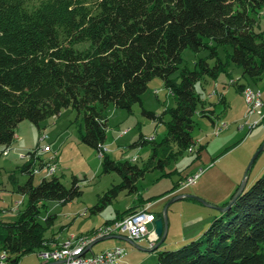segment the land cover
I'll return each instance as SVG.
<instances>
[{
    "label": "trees",
    "instance_id": "1",
    "mask_svg": "<svg viewBox=\"0 0 264 264\" xmlns=\"http://www.w3.org/2000/svg\"><path fill=\"white\" fill-rule=\"evenodd\" d=\"M263 9L264 0H0V146L11 147L21 122L39 126L74 109L83 114L81 139L101 154L103 172L122 179L101 198L102 206L123 191L137 194L146 173L164 170L193 150V118L200 103L195 84L227 73L229 63L218 58L220 47L232 48L229 61L243 77L264 79V36L256 31ZM187 48L209 49L217 64L211 68L199 61L200 71L184 70L180 81L172 80ZM155 78L163 80L176 103L169 110L167 137L154 146L145 168L118 163L104 154L107 110L114 106L132 112L134 105L143 106L142 96ZM143 114L159 120L144 109ZM150 142L141 136L134 146ZM28 155L31 161L23 172L29 179L20 189L27 207L16 222H0V255L5 252L10 264L49 247L38 220L41 205L67 204L83 195L77 178L70 188L57 178L35 185L37 155ZM141 207L146 204L106 224ZM55 218H47L48 227ZM158 249L155 264H264V174L201 238L178 250Z\"/></svg>",
    "mask_w": 264,
    "mask_h": 264
},
{
    "label": "rangeland",
    "instance_id": "2",
    "mask_svg": "<svg viewBox=\"0 0 264 264\" xmlns=\"http://www.w3.org/2000/svg\"><path fill=\"white\" fill-rule=\"evenodd\" d=\"M256 31L264 36V9ZM217 52L224 64L229 63V68L218 78L205 76L195 84L200 103L193 118L192 137L196 143L193 150L184 151L164 170L146 173L137 183V194L123 191L111 203L102 206L101 198L111 188L120 185L122 179L116 173L105 174L101 154L82 141L83 114L66 109L39 126L30 121L18 125L11 147L0 146V222H16L27 207L28 198L20 189L29 179V175L23 172L31 161L29 153L37 155L32 174L35 185L44 178L49 181L57 178L70 188L73 179L77 178L83 191L81 197L67 204L50 201L40 206L38 220L46 228L49 247L24 256L18 264H44L40 254L45 251H54L68 243L70 246L93 244L106 238L100 235L103 228L110 225L107 222L131 208L149 203L148 207H152L150 212L156 215L163 214L167 208L170 227L158 250H178L203 236L213 220L222 214L219 209L230 203L244 183H247L245 190H248L263 176L264 79L243 77L242 70L229 61L231 47H220ZM199 61L207 62L211 68L217 64L209 49L196 52L187 48L182 52V63L171 79L180 81L184 70L200 71ZM240 86H246L243 92L246 88L260 92L262 108L254 109L253 104H248L243 92H239ZM142 104L134 105L132 112L114 106L108 108L104 154L118 163L129 162L145 168L154 146L167 137V124L171 119L169 110L176 103L163 80L155 78L142 96ZM143 109L154 113L159 120L147 118ZM204 111L207 115L203 114ZM141 136L151 142L134 146ZM197 174H200V179L195 185L180 186ZM176 185L178 188L173 192ZM178 197L183 198L170 204ZM96 206H101V210L95 211ZM49 216L56 217L50 227L46 222ZM134 243L138 248L123 240H104L93 246V252L106 251L112 245H118L125 251L121 264L156 263L158 251L155 248L151 249L145 241Z\"/></svg>",
    "mask_w": 264,
    "mask_h": 264
},
{
    "label": "built area",
    "instance_id": "3",
    "mask_svg": "<svg viewBox=\"0 0 264 264\" xmlns=\"http://www.w3.org/2000/svg\"><path fill=\"white\" fill-rule=\"evenodd\" d=\"M243 96L248 104H253L254 109L262 106L260 92L246 88ZM199 179L200 174H197L182 182L180 186L186 188L195 185ZM21 204L22 202L19 203V205ZM157 219L155 214L150 213V207H145L119 223L108 225L104 229V236L124 235L134 242L146 239L149 241L150 248L154 249L159 240L154 232V223ZM90 246L91 244H83L81 247H73L72 252H64V255H41L40 257L45 261L44 264H121L125 255L124 249L120 247L88 255L87 250ZM0 264H10L8 256H0Z\"/></svg>",
    "mask_w": 264,
    "mask_h": 264
},
{
    "label": "water",
    "instance_id": "4",
    "mask_svg": "<svg viewBox=\"0 0 264 264\" xmlns=\"http://www.w3.org/2000/svg\"><path fill=\"white\" fill-rule=\"evenodd\" d=\"M258 155V154H257ZM256 155V157H257ZM256 157L253 159L252 161V164L254 162V160L256 159ZM252 164L249 166V169L252 167ZM246 186H247V183H244L240 189L237 191V193L234 195V197L232 198V200L230 201V203L226 206V207H223V208H220L219 211L221 213H225L227 212L233 205L234 203L236 202V200L238 199V197H240L243 192L245 191L246 189ZM183 197H178V198H175L173 199L170 204L178 201V200H181ZM154 232L155 234L157 235V237L159 238V242L157 244V246L155 247V250L158 249L162 243L166 240L167 238V234H168V216H167V208L164 210V213H163V216L161 218H158L155 223H154ZM109 239H120V240H123V241H127L129 242L130 244H132L134 247L138 248L137 245L129 240L128 238L124 237V236H114V237H106V238H103L99 241H96L94 242L89 248L87 251H91L92 247L97 244L98 242L100 241H104V240H109Z\"/></svg>",
    "mask_w": 264,
    "mask_h": 264
},
{
    "label": "bare ground",
    "instance_id": "5",
    "mask_svg": "<svg viewBox=\"0 0 264 264\" xmlns=\"http://www.w3.org/2000/svg\"><path fill=\"white\" fill-rule=\"evenodd\" d=\"M135 215V214H134ZM121 222V221H120ZM117 223H119V222H117ZM108 226H106L105 228H103V231L101 232L102 234L100 235V236H103L104 237V229H106ZM97 233V232H96ZM99 237V236H98ZM97 237V238H98ZM96 238V239H97ZM85 241V240H84ZM89 241V240H88ZM93 241V240H92ZM75 243H76V241H75ZM75 243H73V244H75ZM79 243V242H78ZM91 243V242H90ZM83 244H89V242H87V243H82V244H78L77 246L75 245V246H70V243H68V245L67 246H61L60 248H58V249H55L54 251L52 250V251H45V252H43L42 254H40V256L41 255H64V252H72V248L73 247H81V245H83ZM92 244V243H91ZM63 245V244H62ZM65 245V244H64ZM3 256H7L6 254H4Z\"/></svg>",
    "mask_w": 264,
    "mask_h": 264
},
{
    "label": "crops",
    "instance_id": "6",
    "mask_svg": "<svg viewBox=\"0 0 264 264\" xmlns=\"http://www.w3.org/2000/svg\"><path fill=\"white\" fill-rule=\"evenodd\" d=\"M150 204L151 203H149V204H147V206L146 207H148V206H150ZM144 207V206H143ZM143 207H141V208H139V209H142ZM152 207H150V209H151ZM138 209V210H139ZM157 216V215H156ZM157 218H160V217H158L157 216ZM169 227H170V225H168ZM127 238V237H126ZM191 238V237H190ZM185 239H189V238H185ZM118 240H120V239H118ZM143 241H145V242H147V243H149V241L148 240H142V241H139V242H143ZM186 241V240H185ZM127 242V241H126ZM138 242V241H137ZM116 247H119L118 245H112V247H109L108 249H113V248H116ZM160 248V247H159ZM101 252H103V251H101ZM97 253H100V252H97ZM96 252H93V247H92V249H91V251H88V255H92V254H97Z\"/></svg>",
    "mask_w": 264,
    "mask_h": 264
}]
</instances>
